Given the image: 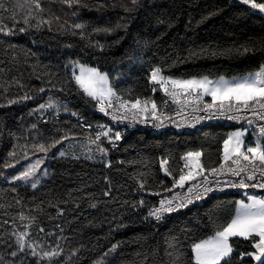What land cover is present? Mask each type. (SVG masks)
<instances>
[{
	"label": "trees",
	"instance_id": "16d2710c",
	"mask_svg": "<svg viewBox=\"0 0 264 264\" xmlns=\"http://www.w3.org/2000/svg\"><path fill=\"white\" fill-rule=\"evenodd\" d=\"M0 4V24L12 30L0 33V264H195L193 245L235 217L243 194L212 195L155 223L148 217L158 203L154 193L172 187L184 166L181 157L189 151L203 153L206 169L219 168L223 141L237 127L158 136L135 132L109 155L110 148L93 143L95 135L80 125L81 117L89 124L105 120L95 113L96 100L76 84L72 68L77 63L96 68L110 77L121 97L149 99L161 108L164 92L158 86L153 92L149 82L154 68L174 79L246 77L260 71L264 15L231 0H39V8L35 0ZM49 102L56 107L36 111ZM54 141L61 142L51 147ZM39 144L50 150L39 151ZM38 157L44 158L45 176L35 187L6 181V175ZM164 158L171 175L161 168ZM24 231L26 243L39 245L37 251L59 255L49 261L28 247L20 251L17 234ZM230 243L234 251L228 264H256L240 256L255 251L253 240L235 237Z\"/></svg>",
	"mask_w": 264,
	"mask_h": 264
},
{
	"label": "snow or ice",
	"instance_id": "6c2138e0",
	"mask_svg": "<svg viewBox=\"0 0 264 264\" xmlns=\"http://www.w3.org/2000/svg\"><path fill=\"white\" fill-rule=\"evenodd\" d=\"M71 4L73 0H66ZM243 5L249 6L251 9L258 10L264 13V0H239ZM36 8H39V0H35ZM0 9H3V4H0ZM24 23H28V18L25 17ZM48 23V21H43ZM76 28H81L83 25L76 24ZM25 29L21 28L20 31ZM0 33L4 35H11L12 30L6 25L0 24ZM79 68V74H73L76 84L83 91L85 95L97 100L99 103V110L105 115H111L113 120H137L139 113H144V119H147V115L150 114L153 120H160L161 117L157 115L158 108L155 101L149 99L141 100L137 97L135 100L124 99L121 97L115 89L110 85L107 74L101 73L96 68L87 67L82 64H76ZM149 82L154 85L152 91L155 92L159 87V90L163 91L165 95L169 96L173 103L182 104L183 97L188 95L191 99L189 104L199 103L204 96L211 97V103H205L203 111H209L213 108H218L220 114L225 111V105H227V111H245L251 112V114L260 121H264V69L254 74H249L246 78L239 80L228 81L224 77H220L218 80H211L207 76L202 78L191 79H174L171 76H164L162 69L154 68L149 77ZM43 91V89H41ZM24 97L23 99H28ZM9 103H14L10 101ZM150 103V108H149ZM56 105L52 102L48 104H41L36 111H42L45 109H52ZM108 109H113V112H109ZM200 110V109H194ZM72 115H77L72 113ZM177 115H180L178 112ZM235 117L229 116V119ZM202 119V118H201ZM248 123L251 125L252 120ZM160 126V125H157ZM89 127H91L89 125ZM103 131L96 134V139L92 142L95 143L100 140L101 137H107L109 142L118 141L121 139V133H112V129L105 125H99ZM245 131H237L231 134L227 139L223 141V156L222 163L219 168L206 169L201 162L203 155L200 151H189L181 157L185 161L183 168L179 170L178 177H173V184L171 188L164 189L167 192L173 191L175 188L184 189L187 187L186 193L182 196L177 194L173 197H164L159 202V207H155L149 210V216L160 221L165 214H171L175 211L187 208L189 205L196 201L203 200L207 195L216 190L212 185L215 183L219 187L221 181L216 179L210 181L209 176L219 177L225 174H231L232 176H241L242 173L246 175L238 182L224 181L228 187H238L247 189L249 187L264 189V142L256 140L254 146L246 145L244 142ZM260 136L264 137V126L259 128ZM61 141H54L51 147H55L56 144ZM39 151L47 152L50 150L44 144L36 146ZM101 152H106L101 148ZM15 155V153H13ZM59 155L63 157L65 152H59ZM241 161L247 162L241 165ZM231 162L236 167H228L225 169V164ZM42 161H36L29 165L24 171L18 175L12 177V181H25L27 182L36 172L38 166ZM169 161L164 158L160 161L161 168L165 171L166 175H171V172L166 165ZM184 169H187L185 171ZM207 172L208 175H204ZM257 173H259L260 180L253 184H248L245 181L257 180ZM198 177H203V180L199 183H193L197 181ZM35 183L32 187H35ZM144 185L141 184V188ZM160 195L159 192L154 193ZM105 195H108L106 192ZM252 201L250 204H244L241 202L240 207L237 209V214L226 225H222L215 231V234L208 239L202 240L199 243H195L192 247L194 254L195 264H228V259L231 257L234 249L230 240L234 237H242L244 239L253 240L252 247L255 251L241 253V259L245 256L251 257L258 264H264V199H257L256 197H249ZM143 204V201H141ZM95 207V205H93ZM21 219H27L21 215ZM27 227V226H26ZM43 231V229H40ZM29 236L27 231L19 232L17 234V243L20 251H24L25 247L31 249V254L39 256L41 260L47 259L51 261L54 257L59 255L57 250L51 251H37L39 245L34 243H26V237ZM258 238V239H257ZM58 247V246H57ZM115 247V246H113ZM16 255L15 252L12 253Z\"/></svg>",
	"mask_w": 264,
	"mask_h": 264
},
{
	"label": "built area",
	"instance_id": "2783aa9c",
	"mask_svg": "<svg viewBox=\"0 0 264 264\" xmlns=\"http://www.w3.org/2000/svg\"><path fill=\"white\" fill-rule=\"evenodd\" d=\"M163 74V73H162ZM164 75V74H163ZM165 76V75H164ZM165 95V93H164ZM125 99V98H124ZM191 99V96H184L182 100V104L184 107L182 108L181 104L173 103L171 98L167 95H165L164 102L161 108H158L157 115L161 117L160 120H153L151 115H147V119H144V115H141L140 113L137 115V120H113L111 115H105L103 112L99 110V103L96 100L95 105V113L103 118L105 120V123L101 124H89L85 121L84 118H79L80 125L88 132H92L95 135L98 132L103 131L99 125H105L108 128L112 129V134L115 132L121 133V139L118 141H113L112 143L109 142V139L107 137H101L100 140H97L98 142L104 143L106 146L110 148V153L118 151L123 143L125 142L126 138L130 136L131 134L135 132H147L149 134L158 136L163 135L166 133H190L196 130H199L201 128L209 127V126H218V125H224V126H233L237 128H246L249 132V144L251 146H254V143L256 140H260L261 142H264V137L260 136L259 134V128L261 126H264V121L257 120L251 112H245L240 111L237 112L235 109L232 111H227V105H225V111L223 114H220L218 111V108H213L209 111H203L205 103L208 102L205 97L202 98V100L199 103L189 104L188 101ZM194 109H200V110H194ZM48 110V109H47ZM108 111L111 113L113 112V109H108ZM180 113V115H177V113ZM229 116L235 117L234 119H229ZM58 118L59 116L56 114L55 116ZM202 118V119H201ZM49 120V113H45L42 116V121L44 123H47ZM249 120H252L253 123L250 125L248 123ZM89 125L91 127H89ZM160 125V126H157ZM247 162L241 161V165L246 164ZM228 167H236V165L228 163V165H225V169ZM205 175H208L205 174ZM246 174L242 173L241 176H232L231 174H225L219 177L209 176L210 181H215L216 179H219L221 181L219 187L213 183V187L216 189L213 192L209 193L207 197L203 200L196 201L195 203L189 205L187 208L181 209L179 211H175L171 214H165L163 219L160 221H156L152 217H149L150 220H152L155 223H163L166 221V219L178 212H183L188 209H190L192 206L199 204L205 200H207L212 195H220L225 193H238V194H244V193H257L264 195V189L260 188H253L249 187L247 189L238 188V187H228L226 184H224V181H231V182H238L240 179L244 178ZM203 180V177L195 181L194 183H199ZM260 180L259 173H257V180L254 181H245L248 184L256 183ZM187 187L184 189L181 188H175L171 192H165L160 195H158V203L153 207H159V202L164 197H173L177 194H180L181 196L186 193Z\"/></svg>",
	"mask_w": 264,
	"mask_h": 264
},
{
	"label": "rangeland",
	"instance_id": "374dc122",
	"mask_svg": "<svg viewBox=\"0 0 264 264\" xmlns=\"http://www.w3.org/2000/svg\"><path fill=\"white\" fill-rule=\"evenodd\" d=\"M232 2H237V3H240L239 2V0H231ZM255 11H257V12H259L258 10H255ZM261 13V12H260ZM263 15H264V13H262ZM87 67H89V66H87ZM92 68V67H91ZM262 69H264V67L262 68ZM261 69V70H262ZM260 70V71H261ZM260 71H258V72H260ZM72 73L74 74H79V68L76 66V65H74L73 66V68H72ZM108 76V75H107ZM249 76V75H248ZM248 76H246V77H248ZM73 77H74V75H73ZM246 77H235V78H224L225 80H228V81H233V80H239V79H241V78H246ZM108 79H109V83H110V85L112 86V84H111V79H110V77L108 76ZM210 79V78H209ZM211 80H213V81H215V80H218V79H211ZM244 130H246L245 131V135H244V137L245 136H247V132H248V129H246V128H236V129H234V130H232L231 131V133H230V135L231 134H233L234 132H237V131H244ZM229 135V136H230ZM243 137V139H244V142H245V138ZM43 159L44 158H40V157H38V158H35V159H32L31 161H29L26 165H25V167L23 168V167H21L20 168V170H18V171H16V173H15V171H13L14 173H12V174H10V175H6L5 176V179H6V181H8V182H12V183H25V181H15V182H13L12 181V177L13 176H15V175H18L20 172H22V171H24L29 165H31V164H33V163H35L36 161H42V163L38 166V168H37V170H36V172H35V174L27 181V183H38L39 181H41V179L45 176V171H44V169H43V167H42V164H43ZM201 162H202V157H201ZM184 164H185V161H184ZM166 167V166H165ZM185 171H187V169H185ZM164 174H165V171H164ZM166 175V174H165ZM204 175H205V173H204ZM201 177H198L197 178V180L198 179H200ZM195 182V181H194ZM193 182V183H194ZM252 194H254V195H252ZM249 197H256L257 199H264V196L263 197H259V196H257L256 195V193H244L243 194V198L242 199H240L239 200V202H238V207H237V209L240 207V204H241V202H243L244 204H250L252 201L249 199ZM249 199V200H248ZM236 214H237V211H236ZM235 238V237H234ZM233 254V253H232ZM232 256V255H231ZM223 262V261H222ZM221 262V263H222ZM103 264H105V263H103ZM256 264H258V262H256Z\"/></svg>",
	"mask_w": 264,
	"mask_h": 264
},
{
	"label": "crops",
	"instance_id": "0c3cea01",
	"mask_svg": "<svg viewBox=\"0 0 264 264\" xmlns=\"http://www.w3.org/2000/svg\"><path fill=\"white\" fill-rule=\"evenodd\" d=\"M204 97H205V99H206L208 102L211 103V97H210V96H204ZM248 136H249V132H247V136L244 137V138H245V144L251 146V145L249 144V142H248V139H249ZM229 163H231V162H229ZM187 186H190V185H186L185 187H187ZM252 195H254V194H252ZM256 195L259 196V197H263V196H264V195L257 194V193H256ZM248 200H249V199H248Z\"/></svg>",
	"mask_w": 264,
	"mask_h": 264
}]
</instances>
